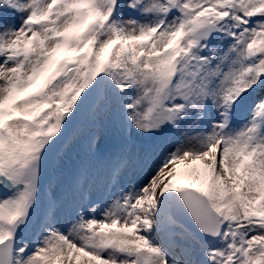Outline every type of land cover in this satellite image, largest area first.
<instances>
[{
    "label": "snow or ice",
    "instance_id": "obj_1",
    "mask_svg": "<svg viewBox=\"0 0 264 264\" xmlns=\"http://www.w3.org/2000/svg\"><path fill=\"white\" fill-rule=\"evenodd\" d=\"M0 264H264V0H0Z\"/></svg>",
    "mask_w": 264,
    "mask_h": 264
},
{
    "label": "rangeland",
    "instance_id": "obj_2",
    "mask_svg": "<svg viewBox=\"0 0 264 264\" xmlns=\"http://www.w3.org/2000/svg\"><path fill=\"white\" fill-rule=\"evenodd\" d=\"M69 50L67 49V48H64V49H61L57 54H56V56H55V61H59V60H61L62 58V54L64 53V52H68ZM69 52H73L74 54H75V52L74 51H69ZM107 56V52L105 53V57ZM32 89H30V91H31Z\"/></svg>",
    "mask_w": 264,
    "mask_h": 264
}]
</instances>
